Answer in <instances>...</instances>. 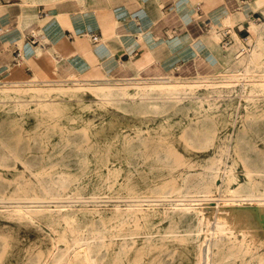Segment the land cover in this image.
Listing matches in <instances>:
<instances>
[{
  "label": "rangeland",
  "instance_id": "obj_1",
  "mask_svg": "<svg viewBox=\"0 0 264 264\" xmlns=\"http://www.w3.org/2000/svg\"><path fill=\"white\" fill-rule=\"evenodd\" d=\"M261 8L253 21L264 33V0ZM245 36L248 44L235 36L223 49L214 35L213 66L173 76L182 93L167 96L84 91L44 99L25 89L132 82L16 73L21 83L9 84V74L0 76V88L15 89L0 94V264H86L75 258L82 247L91 264H217L220 247L232 245L240 252L223 264H264V227L254 217L264 205V56L232 66L256 49L258 38ZM41 103L58 106L55 120L38 112ZM176 158L185 164L173 169ZM238 215L262 235L220 232Z\"/></svg>",
  "mask_w": 264,
  "mask_h": 264
},
{
  "label": "crops",
  "instance_id": "obj_2",
  "mask_svg": "<svg viewBox=\"0 0 264 264\" xmlns=\"http://www.w3.org/2000/svg\"><path fill=\"white\" fill-rule=\"evenodd\" d=\"M243 5L238 0H0V76L12 71L40 81L192 77L213 66L215 29L223 49L235 45L224 47L226 32L235 43L236 35L249 33L262 12ZM92 35L100 40L94 42Z\"/></svg>",
  "mask_w": 264,
  "mask_h": 264
},
{
  "label": "bare ground",
  "instance_id": "obj_3",
  "mask_svg": "<svg viewBox=\"0 0 264 264\" xmlns=\"http://www.w3.org/2000/svg\"><path fill=\"white\" fill-rule=\"evenodd\" d=\"M60 1H63V0H37V2H43V3H57V2H60ZM262 0H255L254 3L249 7L250 10L254 11V12H257V11H260L262 8ZM231 16V15H230ZM228 19V18H227ZM233 19V18H232ZM227 27V26H226ZM233 28V27H232ZM264 28V27H263ZM264 31V29H263ZM249 32H251L252 34H254L256 36V38H258V44L256 46V49L255 51L253 52V54H250L247 58L241 60L240 62H237L236 64H233L232 66H234L235 69L237 68H240V63L243 62L244 60H248L250 61L252 64H254V60H257V59H263V56H264V52L262 50V46H263V37H264V33L261 31V29L258 28V26L256 25L255 21H252V25L250 26L249 28ZM214 35L216 36L215 32H214ZM217 37V36H216ZM236 37H238L236 35ZM239 39V37H238ZM256 44V43H255ZM256 66V64L254 65ZM246 71V70H245ZM249 73V72H248ZM71 76V75H70ZM7 78V80L9 81H5L3 83H16L17 81H15L16 78H18V75L15 74L14 72L13 73H9V75L5 76ZM72 77H74L72 75ZM140 77V76H139ZM172 77L173 76H169V77H159L156 79L153 78V79H147V80H151L150 82H146V83H139L138 81L143 79V78H135V79H129V80H124V81H128V82H132V83H126V84H118V85H91V86H85V85H79L77 87H53V88H50V87H38V86H30L28 87V89H25L26 92H30L34 97H38V98H44V99H47L49 97H54V96H63V95H69V96H77L80 92H84V91H89V92H92L93 94L96 95H101V96H118V95H122V96H134V95H138V96H150L151 94L155 93V94H159L160 96H167V95H170V94H177V93H182L179 91V89H177L174 85L175 83L172 82ZM108 80V79H107ZM33 82V81H32ZM84 82H101V81H84ZM17 83H21V82H17ZM130 87H133L134 89V94L130 93L129 91V88ZM15 90L14 88H11V87H2L0 88V94H3L4 96H7V97H10V92ZM88 94V93H87ZM14 96V95H13ZM30 97V96H29ZM257 97V96H256ZM37 98V99H38ZM98 98V97H97ZM136 100V99H135ZM132 101V100H131ZM140 101V100H139ZM45 102V101H44ZM142 102V101H141ZM36 107V106H35ZM38 112L41 114H46L49 118V121L54 119L60 114L59 113V108L58 106L54 105V104H51V103H41L39 105V110ZM47 120V122H49ZM91 132V131H90ZM175 161V160H174ZM176 161H177V164H176V167H173L174 168H177L179 167L180 165H183L185 164L184 162H180L177 158H176ZM220 161V160H219ZM79 164V163H78ZM172 169V170H173ZM245 169V168H244ZM242 171V170H241ZM229 173V172H228ZM247 173V172H246ZM243 175V174H242ZM251 175V173H250ZM253 175V173H252ZM248 176V175H247ZM248 178V177H247ZM223 179V178H222ZM238 179V178H237ZM236 179V180H237ZM243 180V179H242ZM238 182V181H237ZM235 183V182H234ZM239 183V182H238ZM243 183V182H242ZM64 184V183H63ZM184 185V184H183ZM241 186V184H239ZM55 188V187H54ZM53 188V189H54ZM232 188V187H230ZM52 189V188H51ZM211 189L212 187L211 186H208L207 187V192H211ZM263 190V189H262ZM236 193V191H234ZM257 192V188H256V184L255 183H252L250 185V195L251 196H255ZM234 193V194H235ZM237 194V193H236ZM25 195V194H24ZM18 196H22V195H18ZM36 196V195H35ZM205 196V195H204ZM207 196V195H206ZM26 197V196H25ZM33 198V197H32ZM37 198V197H36ZM136 198V197H135ZM247 198V197H246ZM2 199V198H1ZM17 199V198H16ZM21 200V198H19ZM29 199V198H28ZM31 199V198H30ZM39 199V198H38ZM62 199V198H61ZM73 199V198H72ZM207 199V198H206ZM212 199V198H210ZM215 199V198H214ZM245 199V197H244ZM153 200V199H152ZM203 200V199H202ZM243 200V199H242ZM248 200V199H247ZM253 200V199H252ZM262 200V199H261ZM10 201V200H9ZM51 201V200H50ZM154 201V200H153ZM156 201V200H155ZM165 201V200H164ZM169 201V200H168ZM187 201V200H186ZM196 201V200H194ZM205 201V198L204 200ZM209 201V200H207ZM8 202V201H7ZM24 202H27V201H24ZM31 202V200H30ZM55 202V201H54ZM180 202V201H178ZM198 202V201H197ZM212 202V201H211ZM209 202V203H211ZM216 202V201H215ZM239 202V201H238ZM15 203V202H14ZM33 203V202H32ZM70 203V202H68ZM75 203V202H74ZM73 203V204H74ZM119 203V202H118ZM196 203V202H195ZM203 203V202H202ZM246 203V202H245ZM133 204V203H132ZM189 204V203H188ZM212 204V203H211ZM217 205V203H215ZM240 204V203H238ZM252 204V203H251ZM27 205V204H26ZM30 205V204H29ZM34 205V204H33ZM71 205V204H70ZM128 205V204H127ZM174 205V204H173ZM183 205V204H182ZM186 205V204H185ZM194 205V204H193ZM202 205V204H201ZM225 205V204H224ZM235 205V204H233ZM248 206V204H246ZM19 206H21V204H19ZM32 206V204H31ZM74 206V205H73ZM118 206V205H117ZM209 206V205H208ZM220 206V205H219ZM236 206V205H235ZM255 206V205H254ZM222 207V204L221 206ZM116 208V207H115ZM164 208V207H163ZM196 208H197V205H196ZM199 208V207H198ZM252 208V207H251ZM17 209V208H16ZM24 209V208H23ZM36 209V208H35ZM72 209V208H71ZM118 209V208H117ZM132 209V208H131ZM153 209V207H152ZM157 209V208H156ZM162 209V207H161ZM15 210V209H14ZM43 210V209H42ZM133 210V209H132ZM155 210V209H154ZM164 210V209H163ZM200 210V209H199ZM224 210H225V206H224ZM229 210V209H228ZM228 210H227V213H228ZM17 211V210H16ZM206 212L208 210H205ZM214 211V210H212ZM220 211V210H219ZM21 212L22 209H21ZM139 212V211H138ZM143 212V211H141ZM200 212V211H198ZM202 212V210H201ZM209 212V211H208ZM211 212V211H210ZM217 212V210H216ZM224 212V211H223ZM226 212V211H225ZM224 212V213H225ZM230 212V211H229ZM240 212V211H239ZM137 213V212H136ZM165 213V212H164ZM243 213V212H242ZM252 213V212H251ZM33 214V213H32ZM232 214V213H231ZM236 214V213H235ZM244 214V213H243ZM29 215V214H28ZM216 215V214H215ZM245 216H247L246 214H244ZM27 216V214H26ZM203 216V215H202ZM210 216V215H209ZM239 216V215H238ZM242 216V215H241ZM218 217V216H217ZM250 217V216H249ZM255 219L257 220V222L260 224V225H263L264 227V205L263 204H257L256 205V212H255V215H254ZM20 218V216H19ZM26 218V217H25ZM33 218V217H32ZM202 218V217H201ZM210 218V217H209ZM226 218V217H225ZM28 219V218H27ZM30 219V218H29ZM34 219V218H33ZM208 219V218H207ZM217 219V218H215ZM219 219L221 220V218L219 217ZM206 220V219H205ZM204 220V221H205ZM210 220V219H209ZM212 220V219H211ZM251 219H249L248 217H232L231 219L229 218V220H224L225 223L223 224V226L220 227V232H225L224 230H230V231H237V232H241L242 235H250V237L252 236V238H255L257 239L258 235H262V234H259L260 232H258L257 234V227L253 226L251 221ZM37 221V220H36ZM203 220H200L199 219V222ZM215 221V220H214ZM218 221V220H217ZM255 221V220H254ZM208 223V221H207ZM213 222H211L212 224ZM255 224V223H254ZM216 225V224H215ZM214 226V225H212ZM203 228V227H201ZM218 228V227H217ZM206 231V230H205ZM213 231V230H212ZM236 232V233H237ZM263 232V231H262ZM52 233V231H51ZM66 233V232H65ZM206 233V232H205ZM213 233V232H212ZM212 233H210V235H212ZM219 233V232H217ZM240 233V234H241ZM231 234V233H230ZM52 235V234H51ZM54 235V234H53ZM64 235V234H63ZM238 235V233H237ZM243 235V236H244ZM92 236V235H91ZM115 236V235H114ZM216 236V235H215ZM241 236V235H239ZM264 236V235H263ZM57 237V236H56ZM89 237V236H88ZM104 237V236H103ZM212 237V236H211ZM245 237V236H244ZM247 238V237H246ZM245 238V239H246ZM219 239V238H218ZM239 239V237H238ZM249 239V238H248ZM57 240V239H56ZM60 240V239H59ZM86 240V238H85ZM216 240V239H215ZM261 240V239H260ZM264 240V239H263ZM96 241V240H95ZM103 241V240H102ZM108 241V240H107ZM123 241V240H122ZM240 241V239H239ZM244 241V240H243ZM256 241V240H255ZM254 241V242H255ZM85 242V241H84ZM87 242V241H86ZM90 242V241H89ZM249 242V241H248ZM251 242H252V239H251ZM253 242V244H254ZM260 242V241H258ZM263 242V241H261ZM239 243V242H238ZM264 243V242H263ZM85 244V243H84ZM216 244V243H215ZM252 244V245H253ZM67 245V244H66ZM243 245V244H242ZM248 245V244H247ZM68 246V245H67ZM86 246V245H85ZM256 246V245H255ZM248 247V246H247ZM264 247V246H263ZM54 248V247H53ZM57 249V248H56ZM55 249V250H56ZM82 249V250H81ZM80 250V252L76 255V259H79V260H83L84 262H86V264H91V256H90V251L87 249V248H84L82 247ZM221 251L218 255V259H217V264H223L224 260L227 258V257H230V256H237V254L240 252V247H237V246H229V247H225V246H221L220 247ZM251 249V248H249ZM54 250V251H55ZM218 250V249H217ZM226 250H228L229 252H225ZM37 251V250H36ZM244 251V250H243ZM248 251V250H247ZM54 253V252H53ZM52 254V253H51ZM248 254V253H247ZM261 257V256H260ZM259 259L261 260V257ZM68 258V257H67ZM211 258V257H210ZM253 258V257H252ZM70 259V258H69ZM68 259V260H69ZM67 260V261H68ZM72 260V258H71ZM210 260V259H209ZM66 262L65 260V255H63L59 260H57V262ZM207 261V259H206ZM211 261V260H210ZM240 261V260H239ZM238 261V262H239ZM252 261V260H251ZM69 263V262H68ZM211 263V262H210ZM261 263V262H260ZM259 263V264H260ZM263 263V262H262ZM44 264V263H43ZM127 264V263H125ZM253 264V262H252Z\"/></svg>",
  "mask_w": 264,
  "mask_h": 264
},
{
  "label": "built area",
  "instance_id": "obj_4",
  "mask_svg": "<svg viewBox=\"0 0 264 264\" xmlns=\"http://www.w3.org/2000/svg\"><path fill=\"white\" fill-rule=\"evenodd\" d=\"M241 4H246L248 1H250V0H238ZM226 36H227V39H226V41L224 42V47H231L234 43H235V41H234V39L231 37V33H230V31H228V32H226V34H225ZM249 38L250 37H248V36H246V37H243V38H239L240 39V42L242 43V44H248V40H249ZM91 39L94 41V42H98L99 40H100V36H98V35H92L91 36ZM32 43L33 44H36L37 43V41H35V38L34 39H32Z\"/></svg>",
  "mask_w": 264,
  "mask_h": 264
}]
</instances>
